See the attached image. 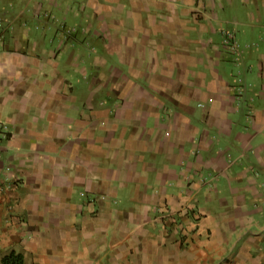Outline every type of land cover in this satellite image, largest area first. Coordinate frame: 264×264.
<instances>
[{"label": "crops", "instance_id": "obj_1", "mask_svg": "<svg viewBox=\"0 0 264 264\" xmlns=\"http://www.w3.org/2000/svg\"><path fill=\"white\" fill-rule=\"evenodd\" d=\"M12 251L264 264V0H0Z\"/></svg>", "mask_w": 264, "mask_h": 264}, {"label": "trees", "instance_id": "obj_2", "mask_svg": "<svg viewBox=\"0 0 264 264\" xmlns=\"http://www.w3.org/2000/svg\"><path fill=\"white\" fill-rule=\"evenodd\" d=\"M3 264H23V255L16 251L6 254L2 258Z\"/></svg>", "mask_w": 264, "mask_h": 264}, {"label": "built area", "instance_id": "obj_3", "mask_svg": "<svg viewBox=\"0 0 264 264\" xmlns=\"http://www.w3.org/2000/svg\"><path fill=\"white\" fill-rule=\"evenodd\" d=\"M167 213H168V214H170V212H167ZM164 216H166V215H165V214H164V215H162V217H163L162 219H164Z\"/></svg>", "mask_w": 264, "mask_h": 264}]
</instances>
